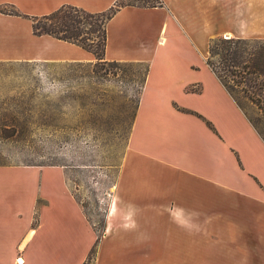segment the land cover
<instances>
[{
	"label": "crops",
	"instance_id": "0c3cea01",
	"mask_svg": "<svg viewBox=\"0 0 264 264\" xmlns=\"http://www.w3.org/2000/svg\"><path fill=\"white\" fill-rule=\"evenodd\" d=\"M116 1L0 0L19 13L0 12V61H93L34 35L30 18L62 6L100 13ZM160 1L125 6L106 25L104 60L149 68L101 233L65 179L34 185L33 166H0V264H264V165H252L264 141L206 65L211 39H264V0ZM199 32L207 69L174 45Z\"/></svg>",
	"mask_w": 264,
	"mask_h": 264
},
{
	"label": "rangeland",
	"instance_id": "374dc122",
	"mask_svg": "<svg viewBox=\"0 0 264 264\" xmlns=\"http://www.w3.org/2000/svg\"><path fill=\"white\" fill-rule=\"evenodd\" d=\"M197 35L192 43L174 45L185 55L186 63L207 69L202 56L206 34ZM162 45L169 46L167 39ZM55 63L59 66L51 71L59 82L45 77L50 72L46 63L0 61V166H33L27 171V178L34 185L65 179L86 217L101 233L108 200L128 147L146 63L110 64L101 60L95 67V60ZM84 93L91 95V103L81 110L62 103V109L54 112L55 127L31 126L19 137L5 138L1 134L2 125H9L11 118L18 117V112L27 106L42 109L39 104L46 97L58 100ZM236 97L264 141V110L241 95ZM212 128L216 133L214 125ZM220 130L229 133L223 125ZM240 130L241 126L235 125L234 133ZM260 147L257 144L255 150ZM252 165H264V158L256 157Z\"/></svg>",
	"mask_w": 264,
	"mask_h": 264
},
{
	"label": "trees",
	"instance_id": "16d2710c",
	"mask_svg": "<svg viewBox=\"0 0 264 264\" xmlns=\"http://www.w3.org/2000/svg\"><path fill=\"white\" fill-rule=\"evenodd\" d=\"M125 6L153 8L162 6V2L160 0H117L110 9L100 13H89L76 7L62 6L49 15L31 17L32 31L36 36L49 35L91 53L96 61L93 64L95 67L104 60L107 22ZM0 12L19 15L12 6H0ZM116 63L118 62H110V64ZM206 65L239 107L236 95H241L264 110V39H222V37L211 39L208 44ZM57 66L59 64L55 62H47L45 67L49 68L50 72L45 77L59 82L60 79L51 71ZM148 68L149 65L146 63L143 86ZM187 92H199V89L190 88ZM90 96L84 93L59 97L58 100L46 97L39 104L42 109L35 105L27 106L18 112V117L16 115L11 118L9 125L7 123L2 125L1 134L5 138L19 137L31 126L55 127L57 120L54 112L62 109V103L81 110L87 106L86 103H91ZM19 116L24 118L20 120ZM249 121L253 125V122ZM206 124L213 130L209 122ZM94 252L95 247L88 255V262L92 259Z\"/></svg>",
	"mask_w": 264,
	"mask_h": 264
}]
</instances>
